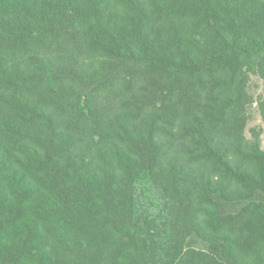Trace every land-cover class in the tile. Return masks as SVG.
Returning <instances> with one entry per match:
<instances>
[{"label":"trees","instance_id":"obj_1","mask_svg":"<svg viewBox=\"0 0 264 264\" xmlns=\"http://www.w3.org/2000/svg\"><path fill=\"white\" fill-rule=\"evenodd\" d=\"M252 74L264 0H0V264H54L63 233L108 264H264ZM22 91L45 105L12 104Z\"/></svg>","mask_w":264,"mask_h":264},{"label":"rangeland","instance_id":"obj_2","mask_svg":"<svg viewBox=\"0 0 264 264\" xmlns=\"http://www.w3.org/2000/svg\"><path fill=\"white\" fill-rule=\"evenodd\" d=\"M258 11H262L263 8L258 6ZM43 48H50L49 42L45 44ZM59 53L58 62L64 61V52L57 50ZM56 61V67L59 70L67 72L68 66L58 65ZM39 62V61H38ZM40 63V62H39ZM248 83V93L250 98V103L247 106V122L244 129V137L248 142L259 141L262 148H264V77L261 75H250ZM41 96H35L29 94L26 91H22L12 97V104L20 103H30L37 108L45 105L44 100ZM101 104L102 112L106 110H111L112 107L118 105L116 98L109 94V96L101 95L98 99ZM43 101V102H42ZM141 201L146 208V203L149 202L153 206H161L157 199L154 197L153 193L146 191V185L141 184ZM123 191V189H121ZM264 199V196H263ZM239 205L235 203H223L222 209L224 212H235L238 210ZM63 245L61 246V251L58 253L57 259L54 264H108L109 261V248L102 250V246L99 247L100 242L89 243L84 240L83 242H78L74 239L73 235L63 233ZM89 243V244H88ZM99 243V244H98ZM82 247V248H81ZM113 247V246H112ZM88 248V249H87ZM185 248H193L195 250H200L206 253L215 255L217 258L221 259V251L219 243L209 242L197 235H192L189 237L185 243ZM27 253V252H26ZM11 264H39L37 260L32 258L29 254H19L16 260L11 261ZM41 264V263H40Z\"/></svg>","mask_w":264,"mask_h":264}]
</instances>
